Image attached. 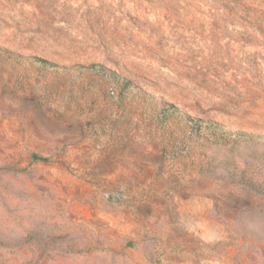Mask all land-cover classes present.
<instances>
[{"label":"rangeland","instance_id":"obj_1","mask_svg":"<svg viewBox=\"0 0 264 264\" xmlns=\"http://www.w3.org/2000/svg\"><path fill=\"white\" fill-rule=\"evenodd\" d=\"M231 3L0 0V264H264V15Z\"/></svg>","mask_w":264,"mask_h":264},{"label":"trees","instance_id":"obj_2","mask_svg":"<svg viewBox=\"0 0 264 264\" xmlns=\"http://www.w3.org/2000/svg\"><path fill=\"white\" fill-rule=\"evenodd\" d=\"M232 1H235L236 3L230 4V6H229L230 10H240V11L244 12L245 14H261V15H264L263 10L255 7L253 2H246L245 0H232ZM43 63H45V61ZM170 107H172L174 109L173 106H170ZM198 123H202V122L198 121ZM239 134L242 136H248V134H246V133H239Z\"/></svg>","mask_w":264,"mask_h":264}]
</instances>
